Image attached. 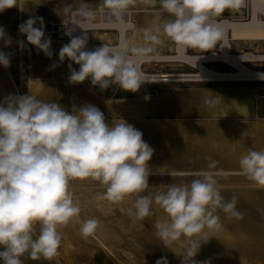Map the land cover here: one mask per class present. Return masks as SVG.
<instances>
[{"label":"clouds","instance_id":"obj_1","mask_svg":"<svg viewBox=\"0 0 264 264\" xmlns=\"http://www.w3.org/2000/svg\"><path fill=\"white\" fill-rule=\"evenodd\" d=\"M114 9L123 8L128 0H106ZM155 3L156 0H146ZM241 0H159L167 13L162 31L179 46L211 50L221 38L222 31L211 17L226 8L239 7ZM16 0H0V12L15 7ZM81 15L92 17L89 11ZM39 24V27L36 25ZM64 24V23H63ZM66 28L69 43L59 51V60L66 58L79 65L69 64L70 84L89 80L101 91L112 84L136 92L142 81L127 58V44L118 48L101 45L87 50L88 36H75ZM157 27L156 32H160ZM19 33L27 43L51 57V39L45 37L43 17H30L19 25ZM147 38L159 43L156 34ZM0 41L10 47L12 38L0 26ZM24 49V41H17ZM11 55L0 51V65L10 67ZM53 65L52 67H55ZM216 100L205 99L212 107ZM143 133L120 119L107 123L104 113L92 104L73 105L69 112L57 102H44L31 94H9L0 101V259L3 264H22L28 252L33 260L43 257L52 260L59 254L62 235L58 230L80 214L79 202L69 192L73 179H92L105 187L100 198L112 203L122 202L126 196L144 192L150 175L149 161L154 149L143 140ZM216 162L209 164L215 168ZM241 173L264 187V149L249 148L239 160ZM214 174L204 172L187 185L169 184L166 191L154 197L138 195L129 214L144 219L151 214L153 202L159 205L168 219L158 222L157 235L172 242L181 237L189 240L186 249L188 264H196L193 257L202 243L195 237L206 236L207 230L220 231L222 225L216 209L236 219H243L237 211V197L225 201ZM39 233L33 238L36 226ZM100 227L97 218L84 220L80 234L87 238ZM156 264H168L161 257ZM182 264H185L183 257ZM203 264H208L207 261Z\"/></svg>","mask_w":264,"mask_h":264},{"label":"rangeland","instance_id":"obj_2","mask_svg":"<svg viewBox=\"0 0 264 264\" xmlns=\"http://www.w3.org/2000/svg\"><path fill=\"white\" fill-rule=\"evenodd\" d=\"M69 1L16 0L15 7L0 12V26L12 38V44L7 48L0 41V51L11 55L9 68L5 69L0 65V82L7 88L12 80L20 95L31 94L44 102H57L71 112L73 105L82 106L79 99L72 101L74 87L77 89L81 83L68 82L71 61L67 58L63 62L59 60L61 47L57 46L58 41L63 45L70 41L69 36L62 34L60 29L70 22L71 9L67 8ZM59 6L66 9L62 17L57 15ZM232 13L245 15L241 11L232 12L231 9L224 10L220 15ZM30 17H43L45 37L51 39V57L29 45L26 36L19 33V25ZM36 26L39 27V24ZM116 31L86 30L87 44L105 43L104 37H109V32ZM17 41H24V49L18 46ZM116 42L112 40L111 43ZM262 45L264 43H233L232 53L245 50L261 52L264 50L258 49ZM217 46L216 43L208 51H215ZM172 51L171 48H161L156 52L145 53L171 54ZM208 51L192 52L189 48L187 53ZM244 63L249 69L264 71V61ZM203 64L220 72L235 70L220 61ZM53 65L56 66L52 67ZM141 67L145 73L196 71L187 64L171 62L156 65L143 63ZM83 84L86 89L87 85L98 87L91 85L89 80ZM34 85L38 86L34 88ZM103 93L124 94L129 98L138 96L144 101V116H128L123 120L140 130L143 140L154 149L149 161V187L142 193L126 196L122 202L112 203L100 198L105 187L98 181L90 178L71 180L69 192L79 202L80 214L68 225L58 229L62 235L59 254L52 260L41 257L36 261L41 260L46 264H156L159 258L166 257L168 264H182L185 257V264H188L187 238L181 237L168 242L157 235L155 225L168 219L159 205L153 202L151 214L144 219H136L128 210L134 207L138 195L154 197L156 193L166 191L171 183L187 185L202 173L210 172L215 175L225 201H230L233 196L237 197L236 209L243 213V219L230 217L217 208L215 214L220 218L222 229L217 233H210L212 230L206 229V236L194 238L202 243L192 258L193 261L196 264H203L205 261L208 264H264V187L249 180L239 167L241 156L249 148L264 149V129H259L260 126L255 131L252 128H242L239 133L231 130L239 129L247 122L264 124V99L255 98L258 93L264 94V80L142 81L136 92L125 90L119 84H112ZM248 98L256 107L254 114L244 116L229 112L238 102ZM205 99L216 100L217 103L209 107L204 104ZM257 100L260 101L258 104ZM105 119L109 124L120 121L114 116H105ZM229 139L232 145L230 151L226 150L224 144ZM213 161L216 166L210 169L208 166ZM89 218H97L100 227L93 235L85 238L79 229L81 223ZM38 233L37 225L33 232L34 239ZM25 256L24 253L22 257L26 260Z\"/></svg>","mask_w":264,"mask_h":264},{"label":"bare ground","instance_id":"obj_3","mask_svg":"<svg viewBox=\"0 0 264 264\" xmlns=\"http://www.w3.org/2000/svg\"><path fill=\"white\" fill-rule=\"evenodd\" d=\"M243 2H244V5L248 4V9L246 11H244L242 8H231L237 12H240V11L244 12L245 15L243 16L225 14L221 16L211 17V22L215 26L219 27L222 31L221 38L216 42L218 46L215 51L189 54L187 53V49L185 47L179 46L175 42L172 46L173 51L171 54H129L127 52V58L131 61V63L135 67L136 72L139 74L141 78V81H164V82L167 81L168 82V81L264 80V71H257V70L249 69L244 63V62H253V61H264V51L260 52L256 50L255 51L245 50L241 52L239 51L240 53H236V51H234L235 53H232L233 43H242V44L264 43V0H244ZM104 10L98 11V14L100 16L92 15V17L94 16L97 19H89L88 17L82 16L81 11H86V10H83V9L82 10H79V9L71 10L69 13V17H70L69 24H67L66 27L64 26L60 27L62 34L66 33V28L69 30H75L73 32V35L75 36L82 35L83 31H86L89 29H107V28L111 29L112 28V29L117 30L118 32V43L109 44L108 46L112 48L120 47L121 44H125V41H124L125 30L127 28H133L134 26V23L132 25L131 15L128 16V11H127L126 12L127 15L125 14V18L123 19V21H119L116 19L109 18L110 16L109 14H108L109 16L106 18L105 17L106 15H103ZM111 11L116 12L117 10L112 9ZM166 16L167 14L158 15V16L154 15V18H157L158 22H161L163 18H165ZM147 17L148 16L146 15L143 16L144 21H147V23H149V21L151 22L152 19H147ZM92 20H96V21H92ZM59 44H61V41H58V45ZM100 46L101 45H98V44H87V50H94L95 48L100 47ZM59 47H62V45ZM215 61L226 63L230 65L231 67L235 68V70L230 71V72H220V71L209 69L203 64L204 62L208 63V62H215ZM161 62L187 64L195 68L196 71L194 73H168V72H163V71L156 72V73H145L142 70L141 66L143 63L156 65V63H161ZM71 65H72V68L79 69L78 64H75L74 62H72ZM11 83L12 84L11 85L8 84L6 88L3 85V83L0 82V101H2L4 97L8 96L9 94L20 95L16 86L13 84L12 80H11ZM36 86L38 85H34L33 87L35 88ZM86 87L89 88L88 85ZM259 97L264 98V94H260V95L256 94L255 98H259ZM258 102L260 101L257 100V104ZM257 108H258V105H257ZM262 109H264V106H262ZM255 111H256V107L254 103L252 104V101L249 98L238 102L232 109L229 110V112L231 113L242 114L244 116L252 115L254 114ZM258 126H259L258 124H250V125H247L245 128L247 129L252 128V130H255V129H258L257 128ZM261 127H259V129ZM229 141L230 139L224 143L226 146V150L228 151H230L231 146H232ZM217 232L218 231L212 230L210 233H217ZM246 264H256V263H246Z\"/></svg>","mask_w":264,"mask_h":264},{"label":"crops","instance_id":"obj_4","mask_svg":"<svg viewBox=\"0 0 264 264\" xmlns=\"http://www.w3.org/2000/svg\"><path fill=\"white\" fill-rule=\"evenodd\" d=\"M67 8L71 10L73 9L82 10L83 9L97 16H100L98 14V11L100 9H105L104 10L105 14L103 13V15H106L105 16L106 18L110 15L109 18L116 19L119 21H123V19L125 18V14L127 15L126 12L128 11V16L131 15L132 25L134 23V26L133 28H127L125 30L124 41H125V44H127V48H128L127 52H133L131 54H156V53H145V52H156L158 49H161V48H166V49L173 48L172 44H174V41H171V39L167 37L162 31V27H161L162 21L158 22L157 18H154V15L158 16V15L167 14L161 8L159 4V0H156L155 3H149V2H146V0H131V1L128 0L127 4L123 8H119V9H114L112 6H110L106 2V0H70L67 3ZM112 9L117 10V11L113 12L111 11ZM230 9L231 8H226L225 10L229 11ZM65 10L66 9L64 7L59 6L57 9V12H58L57 15L62 17L64 15ZM231 11L237 12L233 9H231ZM242 14H244V12ZM145 15L148 16L147 19H152V21L151 22L149 21V23H147V21H144L143 16ZM229 15H237V14L232 13ZM217 16H221V15L219 14ZM90 19H97V18L93 16ZM92 21H96V20H92ZM157 27H161V31L158 33L156 32ZM109 34H110L109 37H104L105 43H101V44L91 43V44L109 45V44H112L111 43L112 40H114V42L117 41L116 43H118V32L117 31L116 33L109 32ZM146 34L158 35L159 43H155L149 40ZM61 45L63 46V44L58 45L57 43L58 47ZM259 48L260 49L258 48L257 49L264 50V45H262ZM188 49L189 48H187V50ZM190 50L192 52L204 51L200 49H191V48ZM71 64H72V61H71ZM76 70L78 71L79 69H76ZM80 85L78 86L79 88L77 87V89L76 87H74V91L72 93V101L79 99L80 104L82 106L85 104L95 105L97 108H99L104 113V116H114L115 118H118V119L127 118L128 116H136V117L144 116L145 104H144V101L140 99L138 96L129 98L127 97V95L118 94V93L115 95H105V93H103V91H101L99 87L89 86V88L86 89L83 87V85L85 84L81 83ZM258 95L260 94L258 93ZM259 98L264 99L262 97H259ZM250 124H257V123L247 122L241 125L239 129L231 128V130L234 129L233 130L234 132L239 133L240 129L242 128L244 129L247 125H250ZM258 125L264 128V124L262 125L258 124ZM255 130H258V129H255ZM2 250L3 249L0 248V251ZM25 255H26L25 256L26 260L23 257H21L23 259V264H46V263H43L41 260L40 261L33 260L30 257L28 252H25ZM0 264H3L2 259H0Z\"/></svg>","mask_w":264,"mask_h":264},{"label":"built area","instance_id":"obj_5","mask_svg":"<svg viewBox=\"0 0 264 264\" xmlns=\"http://www.w3.org/2000/svg\"><path fill=\"white\" fill-rule=\"evenodd\" d=\"M241 1H242V3L240 2L239 7H236V8H242L244 11H246L248 9V4L244 5V2H243L244 0H241ZM22 264H23V261H22Z\"/></svg>","mask_w":264,"mask_h":264}]
</instances>
